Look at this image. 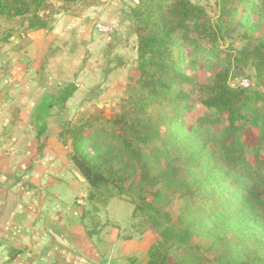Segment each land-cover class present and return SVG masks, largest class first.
Here are the masks:
<instances>
[{"label":"trees","instance_id":"trees-1","mask_svg":"<svg viewBox=\"0 0 264 264\" xmlns=\"http://www.w3.org/2000/svg\"><path fill=\"white\" fill-rule=\"evenodd\" d=\"M45 3L0 0V18L20 22L18 28L1 34L3 47L15 33L48 27L41 16ZM216 9V19L191 0H139L125 10L137 37L135 94L128 108L105 125L91 119L70 133V159L89 187L90 209L84 217H91L101 200L109 202L126 194L127 188L137 187L140 193L160 184L174 183L178 188L177 198L184 203L177 219L181 230H176L170 213L153 202L135 205L134 218L140 216L144 224L136 228L151 231L155 238L148 264H264V113L251 116L254 107L264 108V38L259 35L253 41L252 36L264 20V0H216ZM243 41L242 48H234ZM202 58L215 61L219 71L212 84H204L197 102L215 116L223 127L219 132L208 125L207 117L186 130L178 120L169 122L167 116L157 118L153 112L174 97L184 103V91L174 90L193 84L191 72L183 70L184 60ZM239 63L255 70L256 90L229 84L232 66ZM207 70L211 71L209 66ZM75 91V86H65L57 102L65 104ZM174 151H180L181 158ZM162 159L166 168L163 165L160 176H153L151 161L161 166ZM181 160L187 171L183 179L177 166ZM159 195L155 191L154 198ZM230 231L235 243L224 236ZM203 237L212 241L207 249L195 242ZM208 253L216 255L214 262Z\"/></svg>","mask_w":264,"mask_h":264},{"label":"crops","instance_id":"crops-1","mask_svg":"<svg viewBox=\"0 0 264 264\" xmlns=\"http://www.w3.org/2000/svg\"><path fill=\"white\" fill-rule=\"evenodd\" d=\"M128 8L118 11L131 39ZM54 19L45 29L16 33L8 46L0 45V226L11 236L0 237V264H148L155 238L133 224L135 208L130 215L127 205L120 202L118 209L113 199L106 221L96 214L84 217L87 208L79 200L89 187L76 176L70 159L73 117L93 110L113 80L127 74L137 48L129 53L117 46L122 43L117 33L93 40L95 33L84 20L63 10ZM98 23L113 25L115 20ZM114 45L128 55L105 70L104 92L92 99L91 86L79 81L95 75L83 70L93 69V58L84 68L86 51ZM70 83H76V91L65 104L57 102ZM52 232L70 247L59 244Z\"/></svg>","mask_w":264,"mask_h":264},{"label":"rangeland","instance_id":"rangeland-1","mask_svg":"<svg viewBox=\"0 0 264 264\" xmlns=\"http://www.w3.org/2000/svg\"><path fill=\"white\" fill-rule=\"evenodd\" d=\"M139 0H77L74 3L67 4L65 2H60L57 0H46V3L44 5V11L41 12V16L45 18L49 23L54 21V17L56 16V13L62 12V10L65 13H68L73 16L81 17L84 20L85 26H88L89 30L92 31L94 34V37L92 39H96L98 41V38L104 36L107 37L109 35H113L117 33V36H120L122 38V43H118L117 46L121 47L123 50H126L127 52H132L133 49H136L137 46V37H131L128 38L127 32L128 28L126 27V22H122V18L124 15L121 13V11H118L121 6L125 7H134ZM195 3L200 4L201 6H204L206 10L209 12V14L212 16V18L216 19L217 17V9H216V0H191ZM243 10L238 14L239 17H241ZM119 17V18H118ZM257 15L252 16V20L257 19ZM108 19V20H107ZM115 20V23L113 25H107L111 27L113 30L109 33H102L99 32L96 25L98 24V21H108L111 22ZM48 23V24H49ZM20 22L19 19H13V20H7L5 18H0V38L1 34L11 28H18ZM102 24V23H101ZM16 35V33H15ZM14 35V36H15ZM262 36L264 38V20L260 21V28L257 31V33H253V41L257 39L258 36ZM113 37L114 39L117 37ZM135 38V39H134ZM246 41L238 43L237 46L234 48H242V46ZM2 42L0 41V45ZM117 46L114 45L113 48L110 47H100L101 49H94V50H87L86 55L84 56V68L87 67V64H90L91 59L93 60V69L92 68H85L83 70H87L90 75H93L95 72L94 77L90 78H80V82H82L85 86H91L90 98L94 99L96 96V92H104V84L106 85V81H108L109 76L105 77V70H110L111 68H114L116 64L122 60V56H127L120 51H118L116 48ZM129 46V47H128ZM221 46V45H220ZM126 47V49L124 48ZM221 48H224L221 46ZM226 48V47H225ZM232 51V50H231ZM120 52V53H119ZM190 54L189 50L185 51V57H187ZM98 57L99 59H94ZM121 57V58H120ZM133 58L129 55L128 59H126L127 63H131L130 60ZM97 60V62H95ZM135 62L130 65V69L127 72V74H121V77L116 78L113 80L114 85L109 87L107 89L106 94H102L101 96L97 94V97L100 96L99 100L97 99L95 103L92 105L93 110L86 109L84 111H81L80 113H77L73 117V126L75 127L81 122H88L89 120H96L97 124L100 126L105 125V123L112 118V116L116 113H120L123 110L128 108V105L135 94V89L137 87L136 81L139 76L138 73V54L134 58ZM123 61L125 59L123 58ZM99 62V63H98ZM94 66H97L95 68ZM194 66V68H193ZM207 66L210 67L211 71L207 70ZM183 70L191 72L193 84L190 86H179L175 87L174 90L177 92L178 90H183L184 94L187 95L186 98L183 99L184 103H177L175 97L173 98L172 102H167L165 104V108H159L157 110H154V114L157 118H162L163 116H167V120L169 122L178 120L180 123V126L183 127V129L190 130L196 123H198V120L207 117L209 120L208 125L215 131L219 132L223 129V127L215 121V116L208 113V111L198 105V94L202 91L204 88V84H212L214 82V77L219 71V67L215 66V61L210 62L206 59H198V60H184ZM241 70V72H240ZM81 73V72H80ZM79 79V78H78ZM86 79V80H84ZM249 80L251 87L245 88L242 85L243 80ZM76 82V81H74ZM78 82V84H80ZM76 84V83H75ZM75 84H71L72 86H75ZM229 84L233 88H245L249 89L253 87V90H256L255 85V70L245 64L239 63L238 65H233L232 69L230 71V78H229ZM63 87V86H62ZM251 90V89H250ZM192 106V108H191ZM264 113V108H262V104L259 105V107H254L253 113L251 114L252 117H255L257 115H262ZM156 118L155 122L159 123L158 119ZM249 125V124H248ZM247 125V126H248ZM247 127L244 131H246ZM243 131V134H244ZM244 136V135H243ZM242 140H245L241 136ZM249 153L250 150L248 151ZM262 154L264 155V145L262 148ZM173 155L175 157L181 158L182 154L180 151H174ZM164 165V168H166L165 160L162 159V165L159 166L155 160H152L150 163V170L153 176H160V172L162 170V167ZM177 166L180 168L179 171V178L183 179L186 177L187 171L185 169L184 161L181 160L179 163H177ZM178 188L174 183L171 184H160L155 188L148 187L141 193L138 191L137 187H134L133 189L127 188V192L124 195H116L115 197L109 199V202H101L97 203V211L92 214H96L99 218H101L104 221H106L107 216L109 215L108 211V204L115 199L118 205H120V202H122L123 205H127V208H130L129 213L131 215V210L135 208L134 206L136 204L143 205L144 201H150L153 202L156 208L159 210H163L164 212H169L170 215L175 219V228L176 230H181L183 225L179 224L177 222V219L180 214L181 207L184 205L183 201L181 199L177 198L176 190ZM155 191L159 192L160 195L156 199ZM87 195L85 196L84 206L87 207V209H90V207L87 205ZM120 207V206H119ZM118 207V209H119ZM162 211V212H163ZM136 227H141V225H144L142 222V218L139 216L138 218L134 219L133 223ZM143 227V226H142ZM145 227V226H144ZM91 229V228H90ZM140 230V228L138 229ZM225 238L231 242L235 243L237 241L236 237L234 236V232L230 231L225 233ZM195 242L204 249H207L212 241L209 238H201L199 240H195ZM219 246L222 247L223 242L219 241ZM209 257L212 262L216 259L215 254H209ZM149 258V253H148ZM173 264V263H172Z\"/></svg>","mask_w":264,"mask_h":264},{"label":"water","instance_id":"water-1","mask_svg":"<svg viewBox=\"0 0 264 264\" xmlns=\"http://www.w3.org/2000/svg\"><path fill=\"white\" fill-rule=\"evenodd\" d=\"M75 174L81 181H85V179L81 176V174L78 171H75ZM52 234L55 236L59 244L66 247H70L68 241L64 240L61 236L58 235V233L52 232ZM0 237L11 238V236L1 226H0Z\"/></svg>","mask_w":264,"mask_h":264},{"label":"built area","instance_id":"built-area-1","mask_svg":"<svg viewBox=\"0 0 264 264\" xmlns=\"http://www.w3.org/2000/svg\"><path fill=\"white\" fill-rule=\"evenodd\" d=\"M96 27H97L98 31H99V32H102V33H109V32H111V31L113 30L111 27H109V26H107V25H105V24H101V23H98V24L96 25ZM242 85H243V87H245V88L250 87V82H249V80H247V79L243 80V81H242ZM79 204H80V205H83V204H84L83 200L80 199V200H79Z\"/></svg>","mask_w":264,"mask_h":264}]
</instances>
